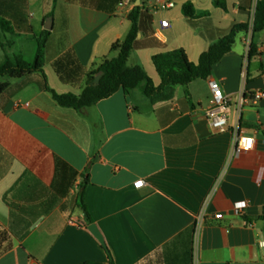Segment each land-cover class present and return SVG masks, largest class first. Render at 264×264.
Returning <instances> with one entry per match:
<instances>
[{
  "label": "crops",
  "instance_id": "1",
  "mask_svg": "<svg viewBox=\"0 0 264 264\" xmlns=\"http://www.w3.org/2000/svg\"><path fill=\"white\" fill-rule=\"evenodd\" d=\"M213 1L0 0L3 19L19 9L39 34L51 19L43 75L59 95H79L85 80L62 83L54 62L72 51L91 72L115 58L111 46L129 33L135 7L151 17L162 46L133 51L127 66L141 67L155 87V55L181 49L197 64L234 25H248L209 79L173 87L167 101L151 102L141 83L76 111L57 105L41 74L0 79L8 82L0 94V264H108L76 205L85 179L84 204L113 264H264V100L239 111L235 97L243 84L247 94L264 92V31L251 34L252 0H225L226 11ZM187 2L209 16L188 21ZM8 35L0 28V65L23 58L6 55L15 46ZM22 35L34 38L12 36ZM251 44L256 53L247 60ZM210 80L233 96L224 133L204 115ZM236 130L254 139L253 150L232 155ZM138 181L145 186L135 188ZM241 201L247 208L238 216L233 205Z\"/></svg>",
  "mask_w": 264,
  "mask_h": 264
},
{
  "label": "trees",
  "instance_id": "2",
  "mask_svg": "<svg viewBox=\"0 0 264 264\" xmlns=\"http://www.w3.org/2000/svg\"><path fill=\"white\" fill-rule=\"evenodd\" d=\"M212 5L214 8L226 11L225 0H214ZM181 12L188 21L209 16L207 12L197 14L190 2L182 6ZM2 13L0 10V28L2 32L11 35L16 34V32H30L31 29L27 26V21L22 11L17 9L15 14L11 15L12 20L3 19L4 14ZM128 19L131 23L129 33L124 40L116 41L111 46V52L117 53V56L112 59L105 58L96 70L86 72L72 51L66 52L54 62L53 68L62 83L77 85L83 79L85 80V87L79 95H59L49 89L43 75L44 52L49 37V31L46 30H43L40 37L36 40V55L33 62L27 63L20 55L14 57L13 60L7 59L0 65V79L17 80L27 75L41 74L44 90L52 95L57 105L76 111L92 107L97 102L109 98L117 91L128 93L141 83H145L144 95L151 102L167 101L172 97L171 90L173 87H187L195 80L209 79L213 66L225 54L230 52L236 35L240 32L248 31L247 24L234 25L228 34L213 42L208 50L200 55L197 64L190 63L185 52L181 49L155 55L152 58V63L160 79L159 86L155 87L152 80L141 67L135 66L130 68L127 66V60L135 50L158 48L162 44L154 38L151 17L145 12L135 7L129 14ZM262 31H264V0H258L254 8L251 34L254 36ZM255 53L256 48L251 44L247 60L253 57ZM95 76H99V79L97 84L93 85ZM7 86L8 82L0 83V94ZM87 183L88 180L85 179L80 185L76 201L77 207L83 212L84 221L86 222L83 225L85 227L94 224L84 204V189ZM246 224H249L248 221H246ZM103 249L107 254L108 264H113L111 254L106 246H103Z\"/></svg>",
  "mask_w": 264,
  "mask_h": 264
},
{
  "label": "built area",
  "instance_id": "3",
  "mask_svg": "<svg viewBox=\"0 0 264 264\" xmlns=\"http://www.w3.org/2000/svg\"><path fill=\"white\" fill-rule=\"evenodd\" d=\"M167 8H172L173 4L168 2L166 4ZM167 22H161V28L167 27ZM154 38L158 41L162 40V35L160 32H155L153 34ZM245 76L243 74V80ZM208 85L211 91V99H210V106L206 109L204 115L208 121L210 128L217 133H224L227 131L228 128V120H229V112L230 106L233 100L232 95L224 94L221 90L218 83L214 81H208ZM235 97L237 98L238 102V109L239 111L245 104H253L256 105L260 101L264 100V92H256L253 94H247L244 89V84L240 88V90L236 93ZM254 139L250 136L242 135L238 132V130L234 131L233 135V156H237L243 152H249L254 148ZM145 186L144 181H138L134 184L135 188H142ZM247 208L246 202H236L233 205L234 213L238 216H241L243 212ZM205 214V208L201 211V214L198 216L197 221L200 222L203 220ZM216 220L222 219L221 214L215 215ZM260 247L264 248V243L259 244Z\"/></svg>",
  "mask_w": 264,
  "mask_h": 264
},
{
  "label": "rangeland",
  "instance_id": "4",
  "mask_svg": "<svg viewBox=\"0 0 264 264\" xmlns=\"http://www.w3.org/2000/svg\"><path fill=\"white\" fill-rule=\"evenodd\" d=\"M258 0H252V4L256 5ZM29 35H33L34 38L31 37H27V36H19V37H15L12 35H8L7 36V40H12L13 42H15V46L11 47V48H6L5 53L6 55L11 58L12 55H16L18 53V51L22 52L23 55V59L27 62V63H32L35 55H36V40L40 37V34L37 31V28H35V30L33 31V29L31 28L30 32H28ZM1 39V38H0ZM2 61V59L0 60V62Z\"/></svg>",
  "mask_w": 264,
  "mask_h": 264
},
{
  "label": "water",
  "instance_id": "5",
  "mask_svg": "<svg viewBox=\"0 0 264 264\" xmlns=\"http://www.w3.org/2000/svg\"><path fill=\"white\" fill-rule=\"evenodd\" d=\"M44 29L46 31H49L51 29V19L45 20ZM84 223H86V222L84 221ZM87 230L101 244V246H105L104 239H103L100 231L98 230V228L95 224L87 225Z\"/></svg>",
  "mask_w": 264,
  "mask_h": 264
}]
</instances>
